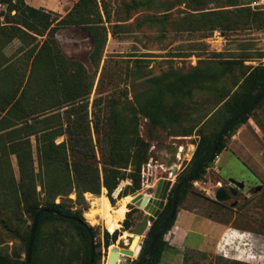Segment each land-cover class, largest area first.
Masks as SVG:
<instances>
[{
    "label": "rangeland",
    "instance_id": "obj_1",
    "mask_svg": "<svg viewBox=\"0 0 264 264\" xmlns=\"http://www.w3.org/2000/svg\"><path fill=\"white\" fill-rule=\"evenodd\" d=\"M78 1L43 0L45 5L38 8L39 12L27 13L25 17L12 9L16 0L1 3L0 94L20 95L25 90L37 108L51 107L58 92L50 73L59 56L76 61L90 74L96 70L93 42L87 28L78 22L106 27L105 33L100 29V36L107 37L90 100L91 118L96 96L103 97L102 114L113 99L119 102L121 118L126 122L135 107L136 124L140 135L150 144V157L142 167L141 185L136 191L134 180L128 177L111 194L103 188L99 195L87 192L78 200L76 192H72L56 201H65L72 211H82L84 221L95 232L97 264H107L110 249L127 248L132 229L144 217V210L133 203L134 197L141 193L153 196L161 179H172V189L183 180L193 168L201 137L213 138L233 115L229 107L234 94L243 90V78L237 69L235 76L207 79L201 87L177 86L171 91L169 85L177 81L181 85V78L195 72L219 73L223 61L230 58L243 60L252 68L264 65V23L243 22V9L264 13V0H86L87 7L70 21L66 16ZM231 1L238 6L230 5ZM214 10L229 11L235 21L233 29H212L207 12ZM137 58L148 60L139 62ZM100 78L103 84L98 90ZM158 93L167 107H174L180 117L178 122L153 127L142 107ZM54 112L52 108L43 114ZM67 121L63 113L49 124L56 126ZM19 122L14 119V124ZM65 139L60 136L56 142ZM93 139L101 160L95 133ZM31 141L39 184L41 167L34 136ZM5 143L8 141L1 137L0 255L17 262L27 257V234L33 219L16 206L13 179L19 183L21 173L16 154ZM224 144L204 177L193 181L183 193L173 226L164 236L166 248L158 264H264V97L249 118L238 125L236 134L225 135ZM235 181L243 182L244 187ZM222 186L231 195L227 201L216 199ZM120 187L129 192L127 196L132 201L120 223L118 239L107 246V233L112 236L114 232L94 209L92 197L106 194L117 207L127 197L114 196ZM169 214H164V218ZM130 217L133 226L127 230L125 221ZM195 217L212 225L219 223L225 230H197ZM151 226L142 237V244ZM203 240L207 244L202 245ZM85 244L73 223L46 220L38 242V264H81ZM138 258L124 256L118 264H134Z\"/></svg>",
    "mask_w": 264,
    "mask_h": 264
},
{
    "label": "trees",
    "instance_id": "obj_2",
    "mask_svg": "<svg viewBox=\"0 0 264 264\" xmlns=\"http://www.w3.org/2000/svg\"><path fill=\"white\" fill-rule=\"evenodd\" d=\"M13 1L0 0V4ZM230 5L238 6L235 1H231ZM85 7H87L86 0H79L69 11L66 18L74 21L72 18ZM12 9L16 10V15L18 16L39 12L38 8L29 5L26 0H16ZM243 12L246 16V19L243 20L244 24L253 22L264 23L263 12L254 11L250 8L243 9ZM207 15L211 17L212 29L230 30L235 26V21H233L227 10L209 11ZM78 24H82L87 28L89 37L94 45L92 60L96 70L93 74H90L84 66L76 61L59 56L58 63H56L50 73L51 80L58 92V98L51 107L37 108L36 103L31 99L32 97L25 90L20 95L12 93L0 94V138L2 137L5 141H8L5 146H9L7 148H10L11 152L16 154L21 173L19 183H16L13 179L17 199L16 206L33 220L40 210L45 209H55L83 219L81 210L72 211L68 208L65 201H56L58 197L67 198L72 192H76L78 200L87 192L99 195L103 188H107L111 194L119 186L121 180L128 177L134 180V191L140 189L142 167L148 162L150 157V144L140 135L136 124L137 114L135 107L131 108L133 113L127 122L121 118L123 112L119 107L120 103L114 99L109 103V108L104 109V114H102L101 103L103 97L100 95L96 96L92 102L93 118H91L90 100L95 88L107 37L106 34L104 37L100 36V29L103 28V33H105L106 27H95V25L85 22H78ZM136 60L143 62L148 59L137 58ZM237 69L242 74L243 81L241 86L243 90L241 93L234 94L233 101L230 104L229 110L232 112L231 118H233L248 107L264 88V65L252 68L245 65L243 60L236 58L226 59L223 61L219 73L195 72L181 78V85L179 81L171 83L169 90L175 91L177 86L180 89L185 86L189 88L194 86L201 87L207 79H217L219 76L223 77L226 75L235 76V70ZM157 82L159 83V81ZM102 84V78H100L98 90ZM52 108L55 111L54 113L43 114L45 110ZM142 111L150 119L154 128L167 122H178L180 119L173 106L167 107L164 104L161 93L155 95L146 107H142ZM63 113L68 117L67 123L51 126L50 120L63 116ZM250 113L236 122L226 135L233 136L236 134L238 125L245 122L249 118ZM72 117L74 119H71ZM14 119L20 122L14 124ZM93 133L97 136L96 141L101 160L97 154ZM218 133H215L213 138H209L206 135L201 137L193 157V168L189 173L210 155L213 141ZM33 136L36 139L37 159L41 167V182L39 184L37 183L34 166L35 159L31 141ZM60 136H65L66 139L62 143H57L56 139ZM224 137L221 139L216 156L225 146ZM10 167L12 168L11 164ZM207 168L197 173L193 180L180 191L179 201L193 181L201 180L204 177ZM38 185L41 186V191H38ZM128 194L129 192L125 189L120 193L121 197ZM41 195L44 197H41ZM172 205L173 195L171 192L162 213L152 223L139 258L134 264L143 263L148 246L164 222V214L171 212ZM175 219L176 216L168 225L167 231L173 226ZM46 220H65L77 227L86 242L81 264H88L91 257L88 227L77 221L56 217L47 211L42 212L40 215L33 246L32 264H38V242L42 225ZM131 220L132 218L130 217L125 221L127 230L133 226V220ZM31 228L27 234L28 245ZM90 228L94 232L93 227ZM118 229L112 236L107 233L105 242L107 246H110L118 239L120 234ZM165 248L166 242L164 237H161L155 244L149 264H158ZM97 263L98 255L96 253L94 264ZM0 264L27 263L26 259L15 262L8 256L0 255Z\"/></svg>",
    "mask_w": 264,
    "mask_h": 264
},
{
    "label": "water",
    "instance_id": "obj_3",
    "mask_svg": "<svg viewBox=\"0 0 264 264\" xmlns=\"http://www.w3.org/2000/svg\"><path fill=\"white\" fill-rule=\"evenodd\" d=\"M263 97H264V88L248 107H246L240 113H238L233 118H231L223 126V128L219 131L217 137L213 141V146H212L210 155L206 159H204L201 163H199L194 168V170L191 173H189L181 182L175 185V187L173 188V192H172L173 205H172L171 213L162 223L158 232L156 233V235L150 242L142 264H149L152 254H153L155 244L158 242V240L161 237L165 236L168 225L177 215L180 191L193 180L194 176L197 173H199L202 169L207 168L209 164L214 162L217 149L219 147L221 139L226 135V133L230 130V128L236 122H238L243 116L248 115L258 105V103L262 100ZM176 171H177V167L173 169V174H176ZM236 184L239 185V187H244L243 182L237 181ZM172 186H173L172 179L170 178L161 179L157 187V190L153 196L144 195L141 193L134 197L133 203H135L140 208L145 209L147 213L144 215L143 218L139 220L136 226L132 229V235L130 236L131 241L127 248L112 247L110 249V255H109L107 264H118L121 258L124 256L134 257V256L140 255L142 248H143V244L141 243L142 237L144 236L149 226L155 221V219L160 215L163 208L165 207L166 201L169 195V191L172 189ZM230 198H231V195L229 194V192L223 186L219 187L216 193V199L219 201H227ZM44 211H47L51 213L52 215L59 217V218L80 222L88 227L90 246H91V257H90V261L88 264H94L97 248H96L95 234L93 230L88 226L86 221H84L82 218L78 216H74V215L65 214L55 209L40 210L36 214L33 220L32 228H31L26 263L32 264V253H33V246H34V241L36 237L37 227H38L40 215ZM136 239H138L137 245L134 248H132V245Z\"/></svg>",
    "mask_w": 264,
    "mask_h": 264
},
{
    "label": "bare ground",
    "instance_id": "obj_4",
    "mask_svg": "<svg viewBox=\"0 0 264 264\" xmlns=\"http://www.w3.org/2000/svg\"><path fill=\"white\" fill-rule=\"evenodd\" d=\"M92 199H93L92 202L93 207L96 210V212L99 213L100 216H102L106 227L111 232H115L120 227V223L126 215L127 205L129 202L132 201V197L131 196L124 197L119 201V206L117 207L113 206L110 198L106 194H102L100 196H97L96 198L92 197ZM143 210L145 215L147 211L145 209ZM137 242L138 239L134 241L132 248H134L137 245Z\"/></svg>",
    "mask_w": 264,
    "mask_h": 264
},
{
    "label": "crops",
    "instance_id": "obj_5",
    "mask_svg": "<svg viewBox=\"0 0 264 264\" xmlns=\"http://www.w3.org/2000/svg\"><path fill=\"white\" fill-rule=\"evenodd\" d=\"M27 2H28V4L29 5H31V6H33V7H36V8H39V7H41V6H44L45 4H44V2H43V0H33V2L32 1H30V0H27ZM195 222V227H196V229L197 230H200V231H202L203 230V228L205 229L206 227H211L214 231H217V232H221L223 229H224V227H222V225L221 224H219V223H213V225L210 223V221L208 222L207 220L205 221V220H198L197 219V217H195V220H194ZM225 230V229H224ZM223 230V231H224ZM200 231H198V234L200 235ZM207 241H202V245L204 244H207L206 243Z\"/></svg>",
    "mask_w": 264,
    "mask_h": 264
},
{
    "label": "built area",
    "instance_id": "obj_6",
    "mask_svg": "<svg viewBox=\"0 0 264 264\" xmlns=\"http://www.w3.org/2000/svg\"><path fill=\"white\" fill-rule=\"evenodd\" d=\"M1 5V4H0ZM123 190V188L122 187H120V189L118 190V191H116L115 192V197H117L120 193H121V191Z\"/></svg>",
    "mask_w": 264,
    "mask_h": 264
},
{
    "label": "flooded vegetation",
    "instance_id": "obj_7",
    "mask_svg": "<svg viewBox=\"0 0 264 264\" xmlns=\"http://www.w3.org/2000/svg\"><path fill=\"white\" fill-rule=\"evenodd\" d=\"M171 192H173V189H172V191H171ZM168 196H169V195H168ZM167 201H168V198H167ZM167 201H166V203H167ZM170 213H171V212H170ZM168 216H169V215H168ZM168 216H167V217H168ZM167 217H166V218H167ZM166 218H165V219H166ZM164 221H165V220H164Z\"/></svg>",
    "mask_w": 264,
    "mask_h": 264
}]
</instances>
